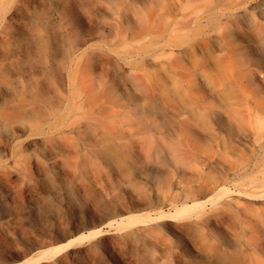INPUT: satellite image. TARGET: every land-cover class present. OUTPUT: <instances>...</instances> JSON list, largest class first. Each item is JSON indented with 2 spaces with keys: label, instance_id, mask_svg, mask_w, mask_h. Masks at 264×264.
Masks as SVG:
<instances>
[{
  "label": "bare ground",
  "instance_id": "obj_1",
  "mask_svg": "<svg viewBox=\"0 0 264 264\" xmlns=\"http://www.w3.org/2000/svg\"><path fill=\"white\" fill-rule=\"evenodd\" d=\"M225 137L260 153L244 176L253 192L221 197L243 177L211 146ZM137 146L193 171L188 193L204 200L162 216L185 223L206 260H173L156 218H126L124 236L150 238L147 264H264V0H0V180L53 156L83 173L99 157L129 170ZM214 159L222 173L199 168ZM100 235L75 230L40 264Z\"/></svg>",
  "mask_w": 264,
  "mask_h": 264
},
{
  "label": "rangeland",
  "instance_id": "obj_2",
  "mask_svg": "<svg viewBox=\"0 0 264 264\" xmlns=\"http://www.w3.org/2000/svg\"><path fill=\"white\" fill-rule=\"evenodd\" d=\"M200 135L205 142H209L206 136ZM224 139L227 140L224 145L218 147L213 142L211 146L226 158L224 171L228 170L234 178L240 174L243 177L242 180L227 182L222 192L236 189L253 192L258 187L245 180L244 176L257 175L262 161L260 153L252 152L249 144L229 140V137ZM133 153L130 160L132 168L129 170L117 166L110 159L99 157L98 166L83 173L53 156L33 163L32 175L25 179L0 180V263L22 262L24 260L16 261V258L33 251L23 264H40L46 258H42L38 252L59 247L73 231L80 230V234L86 235L100 229L103 235L91 238L90 242L74 241L70 248L66 250L64 247L65 250L59 251V260L46 262L147 264L149 255L145 244L150 243V238L130 239L124 236L127 225L135 221L133 218V222L128 221V216L156 218L155 223L161 234L156 245L170 251L172 243L177 251L175 254L170 252L173 260L184 261L201 256L206 260L194 246L193 233L187 230L185 223H178L177 218L174 222L163 217L172 215L184 204L204 201L188 193V177L193 171L183 170L169 158L147 157L138 146ZM235 159L239 160L238 164L233 163ZM218 162L219 159H214L213 163L205 167L199 165V168H204L206 174L222 173ZM243 180L248 185L242 183ZM177 181H183L184 187H176L174 184ZM222 192V198L230 194L226 192L222 196ZM169 203L172 205L169 206ZM75 237L73 235L71 239ZM69 249L76 252L69 255Z\"/></svg>",
  "mask_w": 264,
  "mask_h": 264
}]
</instances>
